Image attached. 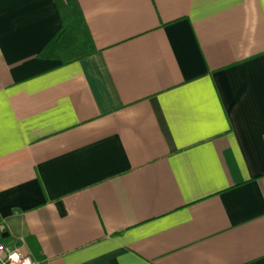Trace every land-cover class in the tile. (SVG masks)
Segmentation results:
<instances>
[{
  "label": "crops",
  "instance_id": "obj_1",
  "mask_svg": "<svg viewBox=\"0 0 264 264\" xmlns=\"http://www.w3.org/2000/svg\"><path fill=\"white\" fill-rule=\"evenodd\" d=\"M0 0V242L38 264H264V0Z\"/></svg>",
  "mask_w": 264,
  "mask_h": 264
},
{
  "label": "trees",
  "instance_id": "obj_2",
  "mask_svg": "<svg viewBox=\"0 0 264 264\" xmlns=\"http://www.w3.org/2000/svg\"><path fill=\"white\" fill-rule=\"evenodd\" d=\"M61 18V28L45 51L60 58L64 64L85 59L96 51L85 25L77 0H54Z\"/></svg>",
  "mask_w": 264,
  "mask_h": 264
},
{
  "label": "built area",
  "instance_id": "obj_3",
  "mask_svg": "<svg viewBox=\"0 0 264 264\" xmlns=\"http://www.w3.org/2000/svg\"><path fill=\"white\" fill-rule=\"evenodd\" d=\"M0 264H38L18 248L5 246L0 242Z\"/></svg>",
  "mask_w": 264,
  "mask_h": 264
}]
</instances>
